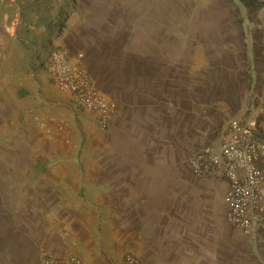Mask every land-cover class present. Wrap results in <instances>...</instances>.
Instances as JSON below:
<instances>
[{
    "label": "crops",
    "instance_id": "0c3cea01",
    "mask_svg": "<svg viewBox=\"0 0 264 264\" xmlns=\"http://www.w3.org/2000/svg\"><path fill=\"white\" fill-rule=\"evenodd\" d=\"M225 1L237 6L243 43L225 47L226 64L206 94L182 89L158 62L133 57L125 72L93 64L94 82L115 107L92 159L53 156L64 145L42 125L54 100L46 107L38 95L72 102L46 70L34 75L0 63V264L75 253L70 236L87 231V205L118 259L131 251L144 264H264V218L255 237L230 225L226 182L199 177L185 163L232 118L254 119L264 140V9ZM79 194L83 211L68 202Z\"/></svg>",
    "mask_w": 264,
    "mask_h": 264
},
{
    "label": "rangeland",
    "instance_id": "374dc122",
    "mask_svg": "<svg viewBox=\"0 0 264 264\" xmlns=\"http://www.w3.org/2000/svg\"><path fill=\"white\" fill-rule=\"evenodd\" d=\"M253 1L256 7L264 9V0ZM224 2L0 0V63L17 65L13 68L35 75L41 71L35 68L54 52H65L70 57L82 53L88 71L99 61L125 72L135 57L140 63H160L167 78L176 79L182 89L206 94L213 88L215 76L221 74V66L226 64L229 54L225 47L229 43L239 48L243 43L237 6ZM223 33L229 37L224 38ZM30 88L35 90L32 85ZM27 97L30 103L37 102L31 93ZM54 98L52 94L38 95L46 107L44 100H54V106L44 112L49 123L42 125L53 134L54 141L64 145L63 150L53 151V156L82 160L97 156L100 132L107 127L101 128L95 115L71 97L73 105ZM44 155L39 152L38 156ZM79 196L68 198L72 208L81 209ZM84 211L90 213L86 214L87 231L71 234L72 252L89 264H122L124 254L121 259L116 258L99 238L101 223L94 209L87 205Z\"/></svg>",
    "mask_w": 264,
    "mask_h": 264
},
{
    "label": "built area",
    "instance_id": "2783aa9c",
    "mask_svg": "<svg viewBox=\"0 0 264 264\" xmlns=\"http://www.w3.org/2000/svg\"><path fill=\"white\" fill-rule=\"evenodd\" d=\"M45 69L51 83L66 92L83 109L92 112L101 128L108 127L115 102L93 81L83 54L52 53L36 68ZM199 177L226 182L224 201L227 222L255 237L264 218V140L254 119L232 118L218 133L217 141L185 159ZM37 264H86L71 252H45ZM122 264H144L135 253L125 252Z\"/></svg>",
    "mask_w": 264,
    "mask_h": 264
}]
</instances>
